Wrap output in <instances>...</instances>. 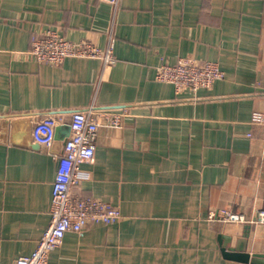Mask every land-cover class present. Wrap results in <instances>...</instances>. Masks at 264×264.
<instances>
[{
    "label": "crops",
    "instance_id": "0c3cea01",
    "mask_svg": "<svg viewBox=\"0 0 264 264\" xmlns=\"http://www.w3.org/2000/svg\"><path fill=\"white\" fill-rule=\"evenodd\" d=\"M46 28L112 46L117 61L40 62L28 50ZM186 56L225 74L177 92L157 73ZM91 106L122 124L100 126L72 190L122 217L67 231L50 262L264 264V222L251 221L264 209V123L252 121L264 113V0H0V264L36 249L67 115ZM50 111L62 116L52 148L30 145L17 120ZM221 209L246 220L212 216Z\"/></svg>",
    "mask_w": 264,
    "mask_h": 264
},
{
    "label": "built area",
    "instance_id": "2783aa9c",
    "mask_svg": "<svg viewBox=\"0 0 264 264\" xmlns=\"http://www.w3.org/2000/svg\"><path fill=\"white\" fill-rule=\"evenodd\" d=\"M116 4L118 0H109ZM28 50L38 61L58 65L70 56L100 59L105 65L114 64L117 56L113 47L102 48L90 40L73 41L58 29L46 28L32 36ZM219 64L210 60H199L191 56L180 57L175 63L160 65L157 77L174 84L177 92L186 89L210 87L224 76ZM62 116L56 112H46L34 123L33 136L42 148L50 150L55 140L56 129ZM123 113L111 110H97L96 107L77 109L67 115L70 134L66 138L63 151L57 156L56 175L52 186L51 222L38 240L36 249L30 254H22L12 264H53L49 260L51 251L59 247L67 231L83 235L90 223L115 222L122 217L120 208L113 203L94 196L73 192V187L86 177L81 169L84 162L95 154L96 139L100 126L104 123L120 126ZM254 123H264V113L254 111ZM224 221H244L243 213L221 209L212 215ZM251 221L264 222V209H258L257 218Z\"/></svg>",
    "mask_w": 264,
    "mask_h": 264
},
{
    "label": "water",
    "instance_id": "95a60500",
    "mask_svg": "<svg viewBox=\"0 0 264 264\" xmlns=\"http://www.w3.org/2000/svg\"><path fill=\"white\" fill-rule=\"evenodd\" d=\"M17 121H18V125H19L18 126V134L19 135H21V134L29 135L30 145L40 148L41 145L37 141H35L34 136H33V124H34L33 119L27 118V119H19ZM238 255L244 256L245 254L239 253L235 256H238Z\"/></svg>",
    "mask_w": 264,
    "mask_h": 264
}]
</instances>
